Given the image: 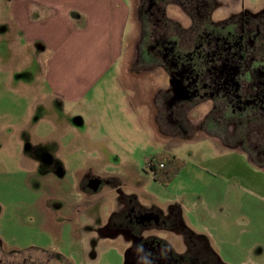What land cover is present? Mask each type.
<instances>
[{
  "label": "rangeland",
  "instance_id": "374dc122",
  "mask_svg": "<svg viewBox=\"0 0 264 264\" xmlns=\"http://www.w3.org/2000/svg\"><path fill=\"white\" fill-rule=\"evenodd\" d=\"M130 1L120 58L80 98L64 101L45 80L44 47L23 44L10 22L9 0H0L4 264L22 258L27 264H124L127 238L109 222L130 203L155 218L180 213L192 231L219 240V251L212 250L224 264H264V170L199 133L176 139L159 133L152 116L164 82L134 63L139 25L137 0ZM74 22L86 27V20ZM107 31L101 19L96 31L69 46L61 54L63 73L85 71L90 61L93 73L107 67ZM163 151L184 162L167 185L154 182L145 166Z\"/></svg>",
  "mask_w": 264,
  "mask_h": 264
},
{
  "label": "flooded vegetation",
  "instance_id": "af4514ba",
  "mask_svg": "<svg viewBox=\"0 0 264 264\" xmlns=\"http://www.w3.org/2000/svg\"><path fill=\"white\" fill-rule=\"evenodd\" d=\"M255 1L137 0L134 63L164 82L154 106L159 133L218 139L264 170V0ZM149 213L130 203L109 222L127 238L124 264H223L185 230L176 250L158 235L179 230L176 218ZM5 253L0 241V264Z\"/></svg>",
  "mask_w": 264,
  "mask_h": 264
},
{
  "label": "crops",
  "instance_id": "0c3cea01",
  "mask_svg": "<svg viewBox=\"0 0 264 264\" xmlns=\"http://www.w3.org/2000/svg\"><path fill=\"white\" fill-rule=\"evenodd\" d=\"M130 0H9L8 13L15 31L21 33L22 42L25 46L40 44L44 47L47 57L45 64L47 67L45 80L52 88V95L61 97L62 100H77L98 81L106 71L110 70L109 65H115L122 54L123 40L120 42L121 30L125 27L130 18ZM86 20V27L82 29L74 20ZM108 21V54H106V64L101 72L93 71L96 66L90 61L83 70L71 73H63L64 66L61 54L70 46L73 48L82 34H92L99 28V20ZM73 20V21H72ZM102 24H100L101 26ZM83 72L85 74H83ZM157 96V91L156 94ZM156 99V97H155ZM153 102V101H152ZM156 103V100L154 101ZM154 103V104H155ZM155 111V108H154ZM157 112L152 116L155 120ZM161 134V133H160ZM164 136V134H161ZM180 135H167V138H177ZM213 141L216 148L242 155L249 166L252 163L239 151L230 150L224 147L218 139L204 136ZM199 137L198 139H204ZM166 152V151H165ZM147 160V159H146ZM145 160V161H146ZM168 217V216H167ZM164 217V218H167ZM169 217L176 218L178 225L186 230L190 236L202 241L207 249L215 253V248L219 251V240L211 234L201 236L191 230L188 222L183 223V219L173 210ZM163 218V217H162ZM180 221V222H179ZM186 225L187 227L183 226ZM182 229V230H184ZM168 243L176 241L175 249H184L181 242V233L178 230L168 233ZM207 239V240H206ZM210 241V244L208 242ZM213 249V250H212ZM216 251V250H215ZM260 253V251H259ZM215 255V254H214ZM216 256V255H215ZM219 260V256H216ZM221 261V260H220ZM222 262V261H221ZM223 263V262H222ZM224 264V263H223Z\"/></svg>",
  "mask_w": 264,
  "mask_h": 264
},
{
  "label": "trees",
  "instance_id": "16d2710c",
  "mask_svg": "<svg viewBox=\"0 0 264 264\" xmlns=\"http://www.w3.org/2000/svg\"><path fill=\"white\" fill-rule=\"evenodd\" d=\"M160 165H162V167H159ZM145 166L154 182L159 185H167L172 182L184 168V162L170 153L163 151L147 159L145 161Z\"/></svg>",
  "mask_w": 264,
  "mask_h": 264
},
{
  "label": "built area",
  "instance_id": "2783aa9c",
  "mask_svg": "<svg viewBox=\"0 0 264 264\" xmlns=\"http://www.w3.org/2000/svg\"><path fill=\"white\" fill-rule=\"evenodd\" d=\"M159 167H162V165H160Z\"/></svg>",
  "mask_w": 264,
  "mask_h": 264
},
{
  "label": "water",
  "instance_id": "95a60500",
  "mask_svg": "<svg viewBox=\"0 0 264 264\" xmlns=\"http://www.w3.org/2000/svg\"><path fill=\"white\" fill-rule=\"evenodd\" d=\"M127 257V256H126Z\"/></svg>",
  "mask_w": 264,
  "mask_h": 264
}]
</instances>
